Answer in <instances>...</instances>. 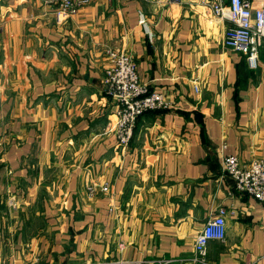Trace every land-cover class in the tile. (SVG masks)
I'll return each mask as SVG.
<instances>
[{"label":"crops","instance_id":"1","mask_svg":"<svg viewBox=\"0 0 264 264\" xmlns=\"http://www.w3.org/2000/svg\"><path fill=\"white\" fill-rule=\"evenodd\" d=\"M227 27L195 0H96L70 19L0 0V264H195L219 209L207 264H264V203L222 169L264 159V67L224 48ZM110 51L168 102L123 149Z\"/></svg>","mask_w":264,"mask_h":264},{"label":"built area","instance_id":"2","mask_svg":"<svg viewBox=\"0 0 264 264\" xmlns=\"http://www.w3.org/2000/svg\"><path fill=\"white\" fill-rule=\"evenodd\" d=\"M94 1L45 0V3L52 7L55 17L70 19ZM195 3L228 24L223 37L224 48L243 55L251 70H256L260 64L264 67V7L254 8L249 0H195ZM108 57L109 65L103 79L104 91L114 102L116 139L123 149L130 144L138 119L145 112L166 108L168 102L162 92L150 91L140 80L132 57L114 51H110ZM222 169L233 179L239 192L264 203V159L255 160L243 168L238 158L225 156ZM95 190L91 186L89 194H95ZM217 213L218 216L207 221L196 235L195 254L190 262L207 264L209 241L225 238L226 212L219 209ZM157 264H170V261L159 260Z\"/></svg>","mask_w":264,"mask_h":264},{"label":"rangeland","instance_id":"3","mask_svg":"<svg viewBox=\"0 0 264 264\" xmlns=\"http://www.w3.org/2000/svg\"><path fill=\"white\" fill-rule=\"evenodd\" d=\"M51 7V6H50ZM52 15L55 17V15H54V11L52 10ZM75 16V15H74ZM73 17V16H72ZM104 85V84H103ZM163 94V93H162ZM164 95V94H163ZM165 97V96H164ZM166 99V98H165ZM113 134H114V136H115V138H116V134H117V129H116V120H115V125H114V127H113ZM116 141H117V145H118V147L120 148V149H122V147L119 145V142H118V140L116 139ZM91 186H88L87 187V190L90 188ZM100 190H106V186H103ZM90 196V195H89Z\"/></svg>","mask_w":264,"mask_h":264}]
</instances>
